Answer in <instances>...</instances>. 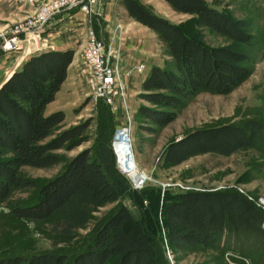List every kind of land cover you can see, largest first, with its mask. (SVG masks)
Masks as SVG:
<instances>
[{
    "label": "trees",
    "instance_id": "trees-1",
    "mask_svg": "<svg viewBox=\"0 0 264 264\" xmlns=\"http://www.w3.org/2000/svg\"><path fill=\"white\" fill-rule=\"evenodd\" d=\"M129 14L157 32L173 58L172 66L154 65L146 75L140 97L150 106L139 114L156 125H166L178 110L201 92L228 94L252 74L251 51L257 38L249 22L211 7L206 0H166L175 10L193 15L197 31L189 33L184 23H175L149 9L139 0H123ZM212 28L231 39L210 45L203 29ZM73 50H46L26 58L0 87V200L14 189L31 186L19 167L57 164L56 153L86 141L88 122L53 134L66 114H46L68 76ZM153 131L154 127L148 128ZM109 134L100 133L94 149L75 155L62 173L41 187L36 203L17 206L12 215L49 220L61 215L63 238L87 225L92 212L118 202L94 225L80 251L68 256L63 251L33 254L27 264H169L150 231L141 208L133 202V190L117 170L109 146ZM264 138V124L256 119L194 129L171 141L163 154L167 165L211 153L229 156L241 148L255 147ZM5 152L10 157H2ZM143 190V189H142ZM141 191V190H140ZM170 248L185 250L219 247L223 239L237 242L258 240L264 250V211L245 194L230 190H187L176 194L163 208Z\"/></svg>",
    "mask_w": 264,
    "mask_h": 264
},
{
    "label": "rangeland",
    "instance_id": "rangeland-1",
    "mask_svg": "<svg viewBox=\"0 0 264 264\" xmlns=\"http://www.w3.org/2000/svg\"><path fill=\"white\" fill-rule=\"evenodd\" d=\"M139 1L172 22L184 23L189 33H196L193 15L175 10L166 0ZM206 1L213 8L249 22L248 30L257 38V45L250 53L249 63L253 72L232 92H201L178 110L175 120L166 125H156L139 114L140 106H150L140 97L142 84L152 66H172L173 58L157 32L132 17L123 0H105L106 19L110 27L116 23L124 26L119 44L120 64L132 120L134 158L139 170L149 176L141 191L133 188L131 179L119 168L112 143L116 131L128 122L124 104L117 101L116 107L112 108L104 103H93L89 97L82 56L87 29L85 19L80 17V12L72 9L55 16L44 26L39 41L41 51L57 50L56 47L74 51L63 90L46 110L48 113L63 110L66 114L64 122L53 130V134L88 122L84 131L87 139L72 149L64 147L57 150L61 157L57 164L19 167L20 175L28 178L32 185L14 189L8 198L0 200V264H27L29 256L48 251H63L70 257L75 256L97 221L117 206L118 202H112L95 209L87 225L76 228L73 238L68 240L61 233V215L42 220L20 218L11 213L14 207L36 203L41 187L62 173L75 155L100 145L97 141L104 130L111 136L109 146L117 170L132 191L136 190L126 203L135 202L141 208L144 222L156 234V243L169 264H264V250H258V240L243 243L223 239L219 247L174 251L167 240L163 208L178 193L187 190H230L245 194L254 203L264 198V138L257 140L255 147L241 148L229 156L198 154L177 165H167L163 161L167 145L194 129L243 123L249 119L264 124V0ZM35 14L20 0H0V41L15 27H24L28 22L35 21ZM203 31L210 45L231 42L229 37L212 28L205 27ZM43 43L46 44L43 46ZM11 51L0 48V55ZM141 65L144 68L139 70ZM149 127L155 129L150 131ZM10 156V152L2 155L4 158Z\"/></svg>",
    "mask_w": 264,
    "mask_h": 264
},
{
    "label": "built area",
    "instance_id": "built-area-1",
    "mask_svg": "<svg viewBox=\"0 0 264 264\" xmlns=\"http://www.w3.org/2000/svg\"><path fill=\"white\" fill-rule=\"evenodd\" d=\"M20 1L35 11V21L28 22L24 27L17 26L4 36L0 41L1 49L7 50L9 47L8 50H23L30 46L31 53L41 52L42 46L39 41L42 39L43 28L52 18L72 9H76L84 15L87 29L82 56L86 68L90 100L96 104L104 103L112 108L116 107L117 101L124 104L128 122L114 134L113 148L119 168L123 173L128 176L127 169L139 170L134 159L132 120L128 111L125 81L120 64L119 44L123 37V24L116 23L110 27L106 19L105 0ZM138 68L142 70L144 66L141 65ZM141 171L135 180L128 176L136 190L144 188L149 180L145 176L146 173ZM255 204L264 210V198H260Z\"/></svg>",
    "mask_w": 264,
    "mask_h": 264
},
{
    "label": "crops",
    "instance_id": "crops-1",
    "mask_svg": "<svg viewBox=\"0 0 264 264\" xmlns=\"http://www.w3.org/2000/svg\"><path fill=\"white\" fill-rule=\"evenodd\" d=\"M80 17L83 19H85L84 15L82 13H80ZM46 43H43V46ZM31 48L29 46H27L25 49L23 50H12L11 52H6L0 55V87L1 85L5 82V80L16 70L18 69L21 64L23 63V61L28 58L30 55H32L33 53H31L29 50ZM55 49L57 50H66L67 48H62V47H56ZM65 85H62L61 90L58 92L56 98L59 96V94L61 93V91L63 90V87ZM56 100V99H55ZM54 100V101H55ZM53 101V102H54ZM52 103V102H51ZM50 103V104H51ZM49 106V104H48ZM47 106V107H48ZM47 110V108H46ZM53 112V111H51ZM51 112H46L48 114H50Z\"/></svg>",
    "mask_w": 264,
    "mask_h": 264
},
{
    "label": "bare ground",
    "instance_id": "bare-ground-1",
    "mask_svg": "<svg viewBox=\"0 0 264 264\" xmlns=\"http://www.w3.org/2000/svg\"><path fill=\"white\" fill-rule=\"evenodd\" d=\"M30 47V46H29ZM7 49H9V47L7 48ZM135 159V158H134ZM135 164H136V166H137V163H136V161H135ZM139 169V168H138ZM141 170H137V169H131L130 168V171L128 172V176H130L132 179H136V177L138 176V174H139V172H140ZM142 172V171H141ZM145 174V173H144ZM145 176H146V178L148 179V176L145 174ZM143 189V188H142Z\"/></svg>",
    "mask_w": 264,
    "mask_h": 264
}]
</instances>
